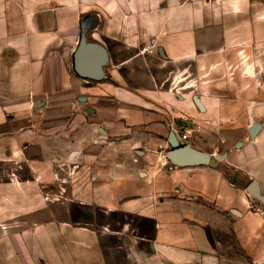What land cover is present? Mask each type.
I'll return each mask as SVG.
<instances>
[{
    "label": "crops",
    "instance_id": "obj_1",
    "mask_svg": "<svg viewBox=\"0 0 264 264\" xmlns=\"http://www.w3.org/2000/svg\"><path fill=\"white\" fill-rule=\"evenodd\" d=\"M256 208L264 0H0V264H264Z\"/></svg>",
    "mask_w": 264,
    "mask_h": 264
},
{
    "label": "water",
    "instance_id": "obj_2",
    "mask_svg": "<svg viewBox=\"0 0 264 264\" xmlns=\"http://www.w3.org/2000/svg\"><path fill=\"white\" fill-rule=\"evenodd\" d=\"M106 59L105 50L99 44H81L74 52L72 57V66L74 72L85 80H97L100 78L99 70ZM197 106H200L196 101ZM259 124L251 126L249 133L253 137L258 130ZM191 152L187 149L174 150L167 156L175 159L179 164L185 163V157L189 156ZM249 192L255 195V185L251 184Z\"/></svg>",
    "mask_w": 264,
    "mask_h": 264
},
{
    "label": "built area",
    "instance_id": "obj_3",
    "mask_svg": "<svg viewBox=\"0 0 264 264\" xmlns=\"http://www.w3.org/2000/svg\"><path fill=\"white\" fill-rule=\"evenodd\" d=\"M140 52L143 54L148 53L151 54L153 53V49L151 46H146L141 48ZM184 121H186V119H183ZM189 138V133L187 131H184L183 134L181 135V140L182 141H186ZM250 208H253L252 206H250ZM256 214L260 215L261 217H264V209H258L256 208L255 211Z\"/></svg>",
    "mask_w": 264,
    "mask_h": 264
},
{
    "label": "rangeland",
    "instance_id": "obj_4",
    "mask_svg": "<svg viewBox=\"0 0 264 264\" xmlns=\"http://www.w3.org/2000/svg\"><path fill=\"white\" fill-rule=\"evenodd\" d=\"M80 39H81V40H80V43H81V44H82V43H87V44H92V43H94L93 41H86V39H85L84 37H83V38L81 37ZM81 44H79V45H81ZM79 45H78V46H79ZM78 46H77V47H78Z\"/></svg>",
    "mask_w": 264,
    "mask_h": 264
}]
</instances>
